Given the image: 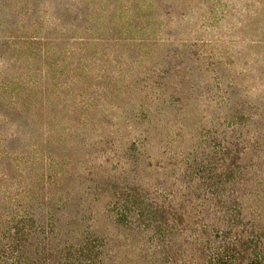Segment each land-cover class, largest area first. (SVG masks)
<instances>
[{
    "label": "rangeland",
    "instance_id": "374dc122",
    "mask_svg": "<svg viewBox=\"0 0 264 264\" xmlns=\"http://www.w3.org/2000/svg\"><path fill=\"white\" fill-rule=\"evenodd\" d=\"M87 1L0 0V208L7 190L42 207L52 187L119 237L112 191L96 196L91 180L170 184L176 156L219 144L239 113L247 125L264 114V0H134L151 9L124 21L99 0L94 22ZM157 110L183 131L136 144Z\"/></svg>",
    "mask_w": 264,
    "mask_h": 264
},
{
    "label": "trees",
    "instance_id": "16d2710c",
    "mask_svg": "<svg viewBox=\"0 0 264 264\" xmlns=\"http://www.w3.org/2000/svg\"><path fill=\"white\" fill-rule=\"evenodd\" d=\"M97 1H87L92 22L103 17L95 19L101 13ZM111 1L120 21L151 9L134 0ZM140 24L137 31H144ZM90 33L97 36L93 28ZM7 88L0 81L3 94ZM156 113L150 118L154 128L136 144L153 131L164 129L169 139L183 131L161 124ZM245 117L237 114L219 144L176 156L181 159L173 164L170 184L120 186L113 175L91 180L96 196L112 191L107 212L127 232L119 237L98 234L82 210L69 212V193L56 200L51 187L47 203L35 207L7 190L0 208V264H264V114H254L258 120L250 125L242 123ZM67 177L52 174L50 185Z\"/></svg>",
    "mask_w": 264,
    "mask_h": 264
}]
</instances>
